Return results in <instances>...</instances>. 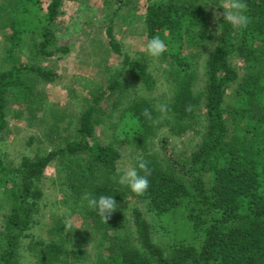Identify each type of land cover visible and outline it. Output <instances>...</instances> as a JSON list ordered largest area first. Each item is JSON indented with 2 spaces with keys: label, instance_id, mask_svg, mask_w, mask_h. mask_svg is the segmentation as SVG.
<instances>
[{
  "label": "trees",
  "instance_id": "trees-1",
  "mask_svg": "<svg viewBox=\"0 0 264 264\" xmlns=\"http://www.w3.org/2000/svg\"><path fill=\"white\" fill-rule=\"evenodd\" d=\"M36 1L3 0L0 8L23 7L25 11L28 4ZM116 1L118 9L108 12L101 23L107 24L108 44L111 51L121 57L122 64L118 71L114 70L115 75L107 77L103 83L83 77L80 85L84 91V106L74 123L78 138L34 159L22 156L13 167L0 159V187L9 200L5 225L11 232V235L1 234L7 241L4 249L0 245V264H18L23 260L21 244L15 242L19 234L42 246L38 264H75L86 256L81 245L68 248L61 241L47 242L36 237L32 215L43 194L37 183L48 163L60 157L69 162L64 167L66 180L77 193L113 195L118 204V194L110 179L121 157L113 146V142L118 141L130 142L138 149L134 164L141 157L149 162L150 187L142 196L149 201L150 208L156 214H163L177 206H185L193 227L203 229L202 242L197 247L193 242L179 240L172 243L170 255L165 256L149 241L147 225L136 209L133 220L149 255L143 256L131 246L124 247L120 243L122 237L118 236L105 248L109 259L98 264H264V0H246L250 21L243 29L225 21L224 9L213 5L219 13L220 32L217 35L212 28L215 49L206 60L201 80H198L199 74L191 59L196 45L212 35L209 27L212 16L205 8L207 0L150 3L142 21L147 42L153 36L165 41L163 58L174 75L171 79L173 94L159 105H155L153 99L128 93V80L135 87L139 85L148 91L155 88L156 81L145 60L131 59L114 37L113 25L120 17L123 0ZM61 2L48 0L45 25L52 26L62 14ZM128 13L135 16L128 11L124 15L126 22L130 20ZM17 14L14 32L7 40L10 46L5 47L10 64L0 68V132L6 126L7 107L13 102L21 108L17 116L23 111L29 112L31 120L39 121L44 132L58 130L63 116L51 113L55 103L43 95L38 84L57 82L61 74L42 67L32 57L37 55L36 61L60 58L59 53H67L69 47L57 46L51 28L42 31L43 25L40 31L34 32H40L41 39L33 46L31 61L23 63L18 62L15 55L10 57L20 51L22 34L30 28V23L19 20ZM186 50H189L187 55L184 54ZM233 55L246 65L241 77L230 61ZM198 84L202 87L200 91ZM228 89L231 90L229 94ZM124 97H127V104ZM145 110L151 113V119L144 116ZM39 112L43 115L37 118ZM204 118L205 130L185 160L180 159L157 133L167 127L180 137L189 132L196 134ZM101 124L106 127L109 142H102L95 134L96 125ZM34 138L32 136L30 141ZM156 138L160 142V152L152 148ZM114 212L111 220L118 214Z\"/></svg>",
  "mask_w": 264,
  "mask_h": 264
},
{
  "label": "rangeland",
  "instance_id": "rangeland-1",
  "mask_svg": "<svg viewBox=\"0 0 264 264\" xmlns=\"http://www.w3.org/2000/svg\"><path fill=\"white\" fill-rule=\"evenodd\" d=\"M2 1L0 0V5ZM36 2L28 4L25 11L23 7L13 10L0 8L2 15L0 18V68L8 67L10 64V59L5 56V47L10 46L7 40L14 32L12 30L14 17L18 12L16 17L23 22H29L32 31L29 28L22 34L23 38L19 44L21 45L20 51L17 50L15 54H10V57L15 55L19 59L18 62L23 63L33 58V61L39 62L42 67L54 69L61 74L59 81L39 83L38 89L43 91L46 98L55 103L51 113L58 112L63 118L58 123V130L44 132L43 126L38 124L39 121L31 120L32 116L29 112L23 111L21 116H17L21 109L20 106L14 102L9 103L6 112V126L0 132V159L9 167L17 165L22 156L34 159L52 149L63 147L69 141L76 140L78 135L74 133V123L84 106V91L80 85L83 77L103 83L107 77H113L114 70L118 71L122 64L121 57H117L108 44L107 24L101 23L108 12L118 9L119 4L116 0H62L60 5L62 14L51 24L52 26L45 25L48 0ZM153 2L166 4L168 0H123L120 4V17H117L113 25V34L122 43V51L127 53L131 59L145 60L151 76L156 81L155 88L148 91L139 85L135 87L134 83L128 80L127 82H130L128 93L131 96L153 99L154 104L159 105L171 98L174 87L171 79L174 75H171V66L163 58V54L158 58L147 54V38L142 21L147 6ZM206 2L208 5L204 7L208 8L212 16L209 24L210 30L216 29L218 35L220 32V25L217 21L219 13L213 5L216 4L225 10L228 0H207ZM128 11L131 14L134 12L135 16L132 17L128 13L127 17L130 20L126 22L124 15ZM43 25L42 31L47 27L53 31L57 46L69 47L67 53H59L60 58L51 57L38 61H36L37 55L30 58L34 44L41 39L40 32H34L35 30L40 31ZM214 38L215 32L212 30L209 38L204 42H199L195 51L192 49L193 58L191 59L190 55L187 56L197 69L198 80L203 77L206 60L214 52ZM188 52L189 50H186L184 54L187 55ZM230 61L239 77L243 76L246 71L243 61L235 55L230 57ZM108 68L109 72H107ZM74 79H78V82ZM197 88L200 91L202 87L198 84ZM230 92L231 90L228 89L227 94ZM123 100H126L127 104V97ZM227 101L229 98L226 96L225 102ZM41 115H43L42 112L37 113V118L42 117ZM70 116L73 118L70 119ZM200 122L202 123L199 127L200 131L196 134L189 132L180 137V135L171 133L167 127L161 128L157 133L160 138L161 136L165 138L180 159L185 160L188 152L194 148L195 143L200 139V134L205 130L206 119ZM95 128V134L102 142L110 141L104 124L96 125ZM32 136L36 138L30 141ZM113 143L121 154L117 161V169L110 175L111 182L114 183L113 189L119 198L116 209L118 214L115 220H111L110 217L113 214L111 213L105 223L102 217L89 208L87 201L83 199L85 193H77L76 189L68 185L64 167L68 166L69 162L57 157L48 163L42 173V178L37 183L43 194L32 215L36 237L43 238L47 242L61 241L68 248L81 245L86 251V256L75 261V264H98L99 261L109 259V253L105 251V248L113 244L118 236L122 237L121 245L131 246L139 250L141 255L147 256L149 250L142 241L143 237L140 238L139 229L133 220L134 210L138 209L142 220L147 225L149 241L160 248L165 256L170 255L172 243H177L179 240L193 242L198 247L202 242L203 229L200 231L193 227V222L188 217L189 210L185 206H177L166 213L156 214L150 208L149 201H146L142 195L130 192L117 182L119 174L133 166L138 149L130 142ZM159 143L157 138L152 142V148L156 152H160ZM204 180L206 181L205 178ZM8 202L3 188L0 187V245L2 249L6 247L7 238L1 234L5 232L11 235L5 225V219L9 213ZM69 223L70 228L67 227ZM15 242L21 244L20 251L23 255V260L18 264H38L40 256L42 257V246L34 244L32 240L20 234Z\"/></svg>",
  "mask_w": 264,
  "mask_h": 264
},
{
  "label": "clouds",
  "instance_id": "clouds-1",
  "mask_svg": "<svg viewBox=\"0 0 264 264\" xmlns=\"http://www.w3.org/2000/svg\"><path fill=\"white\" fill-rule=\"evenodd\" d=\"M248 5L246 0H228L227 6L223 12V19L236 28H246L250 18L247 15ZM147 54L151 57H160L166 48L165 41L159 36H153L146 45ZM163 110V109H162ZM144 116L151 119V113L145 110ZM143 173V174H141ZM151 169L149 162L145 159L138 158L133 166L123 170L118 176V183L130 192L136 195H144L150 187L149 177ZM83 199L87 201L90 209L94 210L97 215L103 218L106 223L107 218L117 209V202L113 195H93L85 193ZM67 227H71L69 223Z\"/></svg>",
  "mask_w": 264,
  "mask_h": 264
}]
</instances>
